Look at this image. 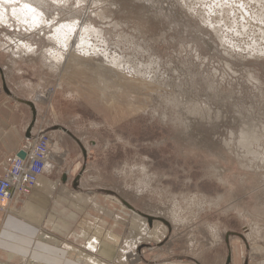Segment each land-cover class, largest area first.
I'll return each mask as SVG.
<instances>
[{
  "label": "rangeland",
  "instance_id": "1",
  "mask_svg": "<svg viewBox=\"0 0 264 264\" xmlns=\"http://www.w3.org/2000/svg\"><path fill=\"white\" fill-rule=\"evenodd\" d=\"M21 1L0 0L8 17L0 19V107L18 110L32 138L51 136V157H60L58 172L76 194L62 213L97 208L87 215L98 225L85 220L76 233L103 230V248L115 235V247H107L113 257L96 250L110 264H235L237 251L243 264H264V42L258 48L249 34L264 30V0H228L230 7L217 0L226 3L222 13L215 0H30L46 24L37 29L11 15ZM65 23H76L78 36L84 26L97 29L90 61L79 58L86 46L74 40L56 64L62 49L53 30ZM232 24L250 26V36L236 35ZM104 50L110 59L128 58L125 78L108 70ZM194 107L204 116L187 129L183 119ZM248 129L258 138H244ZM6 216L0 211V221Z\"/></svg>",
  "mask_w": 264,
  "mask_h": 264
},
{
  "label": "crops",
  "instance_id": "2",
  "mask_svg": "<svg viewBox=\"0 0 264 264\" xmlns=\"http://www.w3.org/2000/svg\"><path fill=\"white\" fill-rule=\"evenodd\" d=\"M22 117V114L15 108L0 107V177L4 175L12 158L23 148L24 139L33 137L31 129L24 125ZM58 159L60 157L56 155L51 157L45 173L39 178L33 192L23 198L22 203L15 204L16 211H10L3 220L1 219L0 264H96L95 260L110 264L107 261L109 258L102 257V254H97V251L98 253H109L108 256H112L107 247H115L116 243L113 242L115 235L111 234V239L108 240L110 243L106 245V248H103L100 246L102 243L97 236L98 234L103 235V230L99 231L94 226L87 230L90 231V234L76 233L86 229L83 221L89 219L88 221L96 223V220L87 215L88 211L97 209L93 203L85 205L82 211L72 208L71 210L74 212L68 213V215L72 219L77 217L76 220H71L63 214L65 211L62 208L69 210L70 202L76 194L67 185V175L64 176L58 172L60 166ZM80 196L84 197L85 195L80 194ZM55 203L58 205L55 206ZM107 212L109 213V211ZM74 213L79 216L72 215ZM80 221H82L81 225ZM76 223L79 224L78 230L73 229L72 231V228L77 225ZM94 235H96L95 239L90 241ZM83 244H90V250L93 253L85 250ZM93 246H98L100 249L96 251ZM85 256L93 258V261L92 259L87 260ZM123 257H125V253L117 258L119 263ZM233 258L235 264H243L239 251ZM163 264H198V262L192 260L191 262Z\"/></svg>",
  "mask_w": 264,
  "mask_h": 264
},
{
  "label": "bare ground",
  "instance_id": "3",
  "mask_svg": "<svg viewBox=\"0 0 264 264\" xmlns=\"http://www.w3.org/2000/svg\"><path fill=\"white\" fill-rule=\"evenodd\" d=\"M8 2H17V0H7ZM19 1V0H18ZM21 1V0H20ZM52 1V0H51ZM56 1V0H55ZM148 1V0H147ZM184 1V0H183ZM186 1V0H185ZM184 1V2H185ZM191 1V0H190ZM195 1V0H194ZM197 1V0H196ZM214 1V0H213ZM220 1V0H219ZM219 1H217V0H215V2H217V3H219ZM225 1V0H224ZM224 1H222V3H221V5L223 4L224 6H225V4L227 3V1L228 0H226L225 2ZM232 0H230L229 2H231ZM239 1H241V0H239ZM243 1V0H242ZM261 1V0H260ZM37 2V1H36ZM57 2V1H56ZM183 2V3H184ZM188 2V1H187ZM255 2H256V0H255ZM254 2V3H255ZM259 2V1H258ZM258 2H257V4H258ZM262 2V1H261ZM205 3V2H204ZM216 3V4H217ZM233 3V2H232ZM251 3V2H250ZM252 3H253V0H252ZM9 4H11V3H9ZM185 4V3H184ZM190 4H191V2H190ZM212 4V3H211ZM228 4V3H227ZM240 4V3H239ZM198 5V4H197ZM230 4H228V7H230L229 6ZM247 5V4H246ZM251 5V4H250ZM193 6V5H192ZM208 6V5H207ZM224 6H222V7H224ZM232 6H233V4H232ZM261 6H262V4H261ZM220 7V8H219ZM219 7L217 6V10H215V11H218L219 13H222L221 11H223V10H221V6H220V3H219ZM226 7H227V5H226ZM234 7H235V10L239 7L240 8V6L238 5V7H237V5L235 6L234 5ZM242 7V6H241ZM248 7V6H247ZM255 7V6H254ZM191 8V7H190ZM207 8V7H206ZM216 8V7H215ZM244 8V7H243ZM242 8V9H243ZM1 9V8H0ZM3 9V8H2ZM11 9H12V7H11ZM11 9H9L11 12H12V14L11 15H15V16H17L18 17V19L20 18L21 20H19V21H22V22H25V23H27L28 25H29V28L30 29H37L38 27H43V26H45L46 24H45V20H44V16H43V14L41 13V11H40V9L39 8H36V7H34V5H32V3L30 2V0H23V1H21L19 4H15V8H13L12 10ZM39 9V10H38ZM232 9V8H231ZM242 9H240V11L242 10ZM251 9V8H250ZM4 10H7V9H4ZM115 10V9H114ZM209 10V9H208ZM211 10V9H210ZM234 10V9H233ZM238 10V9H237ZM3 11V10H2ZM10 11H8V12H10ZM240 11H236V13L237 12H239L240 13ZM243 11V10H242ZM249 11V10H248ZM261 11H262V9H261ZM5 12V11H4ZM211 11H208V13H210ZM244 12V11H243ZM254 12V11H253ZM207 13V14H208ZM216 13V12H215ZM214 12L213 13H211V14H215ZM224 13V12H223ZM245 14H243L242 12H241V14H239L240 16H243V15H246L247 13L246 12H244ZM5 14V13H4ZM4 14H1L0 15V19H2V18H4L6 15H4ZM10 13H8V15H9ZM233 13H231L230 15H232ZM243 14V15H242ZM210 14H208V16H209ZM216 15V14H215ZM217 15H219V14H217ZM221 15H223V14H221ZM227 15V14H226ZM225 15V16H226ZM237 15V14H236ZM257 15V14H256ZM212 16V15H211ZM247 16V20H246V22L247 21H249L250 22V20H252V19H249L248 20V14L246 15ZM263 16V15H262ZM262 16H260L262 19H264V17H262ZM70 17V16H69ZM223 17V16H222ZM230 17H233V16H230ZM244 17V16H243ZM243 17H241L242 19H243ZM254 18L253 19H255V16H253ZM260 17H258V19L260 20ZM6 19L8 18L7 16L5 17ZM5 19V20H6ZM17 19V20H18ZM227 19H229V18H227ZM233 19H235L234 17H233ZM237 19V18H236ZM244 19H245V17H244ZM256 19H257V16H256ZM220 20H221V18H220ZM239 20V19H238ZM241 20V19H240ZM75 21V20H74ZM208 21V20H207ZM210 21V20H209ZM232 21H234V20H232ZM242 21V20H241ZM253 21V20H252ZM252 21L250 22L251 24H253L252 23ZM255 21V20H254ZM256 21H258V20H256ZM255 21V23H256V25L258 24L259 25V27H261V25L264 23H262L261 22V25H260V23H258V22H256ZM261 21V20H260ZM219 22V21H218ZM225 22H226V20H225ZM228 22H230L231 23V20L230 21H228ZM249 22H247V24L249 23ZM21 23V22H20ZM24 23V24H25ZM209 23V22H208ZM233 23V22H232ZM238 22H236L235 24H237ZM255 23H254V25H251V27H253V26H255ZM44 24V25H43ZM210 24V23H209ZM221 24H222V22H221ZM221 24H220V22L219 23H217V27H220L221 26ZM239 24H240V22H239ZM239 24L237 25L238 27H239ZM219 25V26H218ZM228 25H231V24H228ZM234 24H232V26H233ZM242 25V24H241ZM209 26V25H208ZM222 26H224V24H222ZM236 26V25H235ZM247 26V25H246ZM264 26V25H263ZM262 26V27H263ZM212 27V26H211ZM234 27V26H233ZM237 27V28H238ZM242 27V26H241ZM250 28V26H247V28ZM259 27H257L256 26V28L255 29H258ZM76 28H77V26H76V23H65V24H60V25H57L55 28H54V30H53V40L52 41H54L55 42V46L56 47H61L60 48V52L58 51V50H56L57 51V56H55L54 57V59H55V61H56V64H60V62H62L63 60H64V58H63V52H65L64 50L65 49H67V48H69V50H70V48L71 47H69L70 45L72 46V44H70L71 42H73L74 40H75V42H77V44H81V45H85L86 46V48L84 49L85 51H80V52H78L77 53V55L79 56V58L80 57H83L85 60H86V58H87V62H88V60L90 61V59L89 58H91V54L93 53V51H94V53H96V51H98V50H96L95 49V47L94 48H92V43H93V41L95 40V37H93L92 35H95L96 36V39H97V37H98V35L97 34H95V33H97L96 32V30H94V29H92L91 27H86V26H84V28L82 29V33L80 32V36H78V35H76V34H74L75 33V30H76ZM221 28V30L223 29V27H220ZM236 27H234V29L235 30H237V32H236V35L237 34H239V33H241V31H243V33L245 32L246 33V31H248V29L245 27V26H243V28L244 29H247L246 31H244V29L243 30H241V31H239V29H237ZM48 29V28H47ZM46 29V30H47ZM225 29H227V26H226V28ZM252 28H250L249 30H251ZM254 29V28H253ZM260 29V28H259ZM231 30H233V29H231ZM235 30H234V32H235ZM223 31V30H222ZM228 31V30H227ZM252 31V30H251ZM254 31V30H253ZM253 31L251 32V33H249V34H251V35H253L252 37V39H255V40H253L252 41V43L254 42V45H257V46H259L260 45V43H262V42H264V30L263 29H260V30H258V31H256V32H254L253 33ZM230 32V31H229ZM233 32V33H234ZM250 32V31H249ZM84 33V34H83ZM98 33H99V31H98ZM242 33V34H243ZM244 33V34H245ZM247 34V33H246ZM249 34H247L248 36H250ZM240 35V34H239ZM226 36V35H225ZM242 36V35H241ZM224 37V36H223ZM246 37V36H245ZM99 38H100V35H99ZM251 38V37H250ZM233 39V38H232ZM249 39V38H248ZM77 40V41H76ZM102 40V39H101ZM97 41H100V40H96L95 42H97ZM227 41V40H226ZM232 41V40H231ZM230 41V42H231ZM53 43V42H52ZM102 43V42H101ZM234 43V42H233ZM96 44V43H95ZM103 44V43H102ZM102 44H101V46H102ZM253 45V44H252ZM75 46V45H74ZM93 46H95L94 45V43H93ZM98 46V45H97ZM99 46H100V44H99ZM79 47V46H78ZM77 47V48H78ZM105 47V46H104ZM235 47V46H234ZM76 48V51H78V49ZM83 48V47H82ZM92 48V49H91ZM101 48V47H100ZM246 48V47H245ZM248 48V47H247ZM250 48V47H249ZM258 48H260V46L258 47ZM264 48V47H263ZM262 48V49H263ZM240 49V48H239ZM243 49V48H242ZM253 50H254V48H252ZM251 49V50H252ZM255 49H257V48H255ZM87 50V51H86ZM100 50V49H99ZM102 50V49H101ZM74 51H75V48H74ZM75 51V52H76ZM107 51H108V49H107ZM29 52V51H28ZM71 52H72V50H71ZM70 52V53H71ZM106 51L104 50V56L106 57V60H107V58H108V61H106L107 63H108V70L110 69V71L111 72H113L114 74H115V76L117 75L118 77H119V79H121V77L123 76L124 78L126 77V74L124 73V71H125V69H128V68H125L126 67V62L128 61L126 58H124V59H121L120 57H118V56H113V57H111L112 55H113V53H112V55L110 56L112 59H110L109 57H108V55H106L107 53H105ZM259 52V51H258ZM93 53V54H94ZM260 53V52H259ZM92 54V55H93ZM100 54V53H99ZM262 54V53H261ZM48 55V54H47ZM73 55H74V53H73ZM76 55V54H75ZM95 55V54H94ZM102 55V54H101ZM102 55V56H103ZM116 55V54H115ZM54 56V55H53ZM65 56V55H64ZM101 56V57H102ZM103 56V57H104ZM70 57V56H69ZM95 57V56H94ZM101 57H99V58H101ZM122 57V56H121ZM92 58H93V56H92ZM91 58V59H92ZM120 58V59H119ZM123 58V57H122ZM53 59V60H54ZM66 59V58H65ZM125 59H126V61H125ZM129 59H131V58H129ZM75 60V59H74ZM77 60H78V58H77ZM99 60V59H98ZM100 60H102V59H100ZM105 60V59H104ZM132 60H134V59H132ZM50 61V60H49ZM84 61V60H83ZM97 61V60H96ZM153 61V60H152ZM102 62V61H101ZM105 62V63H106ZM132 62V61H131ZM72 63V62H71ZM80 63V62H79ZM95 63V62H94ZM62 64V63H61ZM82 64V63H81ZM89 64H90V62H89ZM129 64V63H128ZM133 64V63H132ZM137 64H138V62H137ZM77 64H75V66H76ZM80 65V64H79ZM85 65H86V61H85ZM84 65V66H85ZM105 65V64H104ZM103 65V66H104ZM139 65V64H138ZM71 66V65H70ZM73 66V65H72ZM78 66V65H77ZM84 66H83V68H84ZM130 66H131V68H132V65L130 64ZM134 66L136 67V65L134 64ZM139 66H141V65H139ZM138 66V68H140ZM153 66V65H152ZM57 67V66H56ZM59 67V66H58ZM86 67V66H85ZM102 67V66H101ZM105 67V66H104ZM103 67V68H104ZM107 67V66H106ZM127 67H129V65H127ZM150 67V66H149ZM61 68V67H60ZM73 68V67H72ZM82 68V67H81ZM87 68H88V65H87ZM89 68H90V66H89ZM130 68V69H131ZM159 68V67H158ZM70 69V68H69ZM74 69V68H73ZM76 70H77V72H78V70L80 69V67H76L75 68ZM85 69V68H84ZM105 69V68H104ZM103 69V70H104ZM133 69V68H132ZM135 69V68H134ZM142 69V68H141ZM144 69V68H143ZM54 70V69H53ZM72 70V69H71ZM137 70V69H136ZM135 70V71H136ZM146 69H144V71H145ZM153 70V69H152ZM156 70H157V68H156ZM49 71V70H48ZM80 71H82V70H80ZM92 71V70H91ZM105 71V70H104ZM116 71V72H115ZM131 71V70H130ZM130 71H128L129 73H130ZM138 71V70H137ZM143 71V72H144ZM190 71V70H189ZM83 72V71H82ZM81 72V73H82ZM92 72H94V71H92ZM98 72V71H97ZM126 72V71H125ZM132 72V71H131ZM139 72H141V70H139L138 71V73ZM146 72V71H145ZM145 72H144V74H145ZM147 72H148V70H147ZM157 72V71H156ZM80 73V72H79ZM113 73H111V74H113ZM127 73V72H126ZM133 74H134V70H133V72H132ZM138 73L136 74V75H138ZM73 74V73H72ZM71 74V75H72ZM106 74H107V71H106ZM147 74V73H146ZM145 74V75H146ZM150 74V73H149ZM152 74V73H151ZM157 74V73H156ZM158 74H159V72H158ZM162 73H160V75H161ZM97 75H99L100 76V73H98ZM96 75V76H97ZM102 75V74H101ZM135 75V74H134ZM133 75V78L135 79V78H140L141 76V79L143 78V73H142V75H140V77L139 76H137V77H135ZM68 76V75H67ZM75 76V75H74ZM103 76H106V75H103ZM108 76L110 77V74H108ZM107 76V77H108ZM112 76V75H111ZM116 76V77H117ZM148 76V75H147ZM150 76V75H149ZM152 76V75H151ZM154 76H155V72H154ZM154 76L152 77L153 78V80L151 81V80H149V81H151V82H149L147 79H149V77L146 79L145 77V79L147 80V81H145V82H147V84H148V82H149V84L151 85V83L154 81V79L156 78H154ZM159 76V75H158ZM157 76V77H158ZM163 76V75H162ZM162 76H159L160 78L159 79H161L162 78ZM165 76V75H164ZM70 77V76H69ZM128 77V76H127ZM130 77L132 78V75L130 76L129 75V79H130ZM82 78V77H81ZM105 79H106V77H104ZM111 78H113V77H111ZM115 78V77H114ZM151 78V77H150ZM165 78H166V76H165ZM73 79V78H72ZM98 79V78H97ZM127 80H128V78H126ZM164 79V78H163ZM167 79V78H166ZM100 80H101V78H100ZM110 79L108 78V81H109ZM112 80V79H111ZM117 80H118V78H117ZM122 80V79H121ZM157 80L158 79H156V82H157ZM165 80V79H164ZM173 80V79H172ZM113 81H114V79H113ZM112 81V82H113ZM124 81H125V79H124ZM132 81V83H134L133 82V80H131ZM130 81V82H131ZM137 81V80H136ZM143 81V80H142ZM159 81H161V80H159ZM171 81V80H170ZM91 82V81H90ZM115 82H116V80H115ZM118 82V81H117ZM116 82V83H117ZM122 82V81H121ZM129 82V81H128ZM129 82V83H130ZM174 82V81H173ZM123 83V82H122ZM121 83V84H122ZM129 83H127V85L129 84ZM136 84H137V82H135ZM159 83V82H158ZM177 83V82H176ZM142 84H143V82H142ZM142 84H140L139 83V85H141L142 86ZM171 84H172V82H171ZM123 85V84H122ZM133 85V84H132ZM132 85H130L129 84V86H131V88H133V86ZM139 85H137V86H139ZM153 85V84H152ZM173 85V84H172ZM144 86V85H143ZM146 86V85H145ZM149 86V85H148ZM155 86V85H154ZM161 86V85H160ZM174 86V85H173ZM176 86H177V84H176ZM122 87V86H121ZM124 87H126V86H124ZM140 87V86H139ZM162 87H164V86H162ZM166 87V86H165ZM178 87V86H177ZM136 88V87H135ZM151 89H153V86H151L150 87ZM156 88V87H155ZM172 88V87H171ZM122 89V88H121ZM134 89V88H133ZM149 89V88H148ZM167 89H169V87L167 86ZM174 89H177V88H174ZM50 90V89H49ZM171 90V89H170ZM142 91H144V90H142ZM142 91H141V93H142ZM176 91V90H175ZM134 92V91H133ZM146 92V91H145ZM151 92H152V90H151ZM155 92H156V90H155ZM152 93H154V91L152 92ZM163 93V92H162ZM42 95V94H41ZM142 95H144V94H142ZM155 95V94H154ZM49 96H50V94H49ZM140 96V95H139ZM151 96V95H150ZM175 96H176V94H175ZM172 97V96H171ZM47 98H48V96H47ZM154 98H155V96H154ZM184 98V97H183ZM150 99V98H149ZM166 99V98H165ZM165 99H164V101H165ZM169 99V98H168ZM48 100V99H47ZM167 101V100H166ZM185 101H187V100H185ZM184 101V102H185ZM49 102H50V100H49ZM177 102V104L179 103H181V102H183V100H177L176 101ZM191 103V102H190ZM186 105V104H185ZM181 106V105H180ZM195 106V105H194ZM186 107H188V106H186ZM196 108L197 107H194V108H190L191 110H189L190 112H189V114H187L188 115V117L186 118V120L185 119H183V124H184V126L185 127H187V129H188V127H191V129L192 128H194L193 126L195 125H193L192 123H193V121L194 120H196V122H199L200 121V119L199 118H203V116H202V114H201V117H200V115H198V113H197V110H196ZM176 110V109H175ZM188 112V111H187ZM186 112V113H187ZM192 119H194L193 121H192ZM190 121H192V123H190ZM246 122V121H245ZM195 123V122H194ZM183 126V127H184ZM249 126V125H248ZM251 127H252V125H250ZM242 127V126H241ZM250 127V128H251ZM247 128V127H246ZM190 129V128H189ZM252 130H254V128H251ZM250 129H248V131H249ZM257 130V129H256ZM190 131V130H189ZM245 131V134L243 135L244 136V138H247V139H250V138H254V137H257V136H255V135H257V134H254L255 132H251V130L249 131V132H246V130H244ZM255 131V130H254ZM262 133H264V132H262ZM183 135V134H182ZM260 135V134H259ZM258 138V137H257ZM185 140V139H184ZM244 140V139H243ZM251 140V139H250ZM254 140V139H253ZM247 141V140H246ZM208 142V141H207ZM256 142V141H255ZM247 143V142H246ZM196 144V143H195ZM210 144V143H209ZM251 147V146H250ZM228 149V148H227ZM220 154V153H219ZM216 155V154H215ZM260 162V161H259ZM263 166V165H262ZM261 168V167H260ZM219 171V170H218ZM217 173V172H216ZM145 179V178H144ZM241 182V181H240ZM5 204V203H4ZM165 213H170L171 215H174L175 216V214L173 213V211L172 210H168L167 212H164V214ZM168 216V215H167ZM262 217V216H261ZM168 218V217H167ZM176 220H178V219H176ZM254 243V242H253ZM135 248V246L133 247V248H131V250L132 249H134ZM93 249L94 250H97V249H99L98 248V246H93ZM132 254H134L135 252L132 250V252H131ZM135 256V255H134ZM134 256L132 257V261L133 262H137V259L138 258H134ZM137 256V255H136ZM126 261V260H125Z\"/></svg>",
  "mask_w": 264,
  "mask_h": 264
},
{
  "label": "built area",
  "instance_id": "4",
  "mask_svg": "<svg viewBox=\"0 0 264 264\" xmlns=\"http://www.w3.org/2000/svg\"><path fill=\"white\" fill-rule=\"evenodd\" d=\"M25 142L0 177V205L6 203L0 211L4 214L16 211L9 205L33 192L51 160V138L47 133L40 132L34 138H26Z\"/></svg>",
  "mask_w": 264,
  "mask_h": 264
},
{
  "label": "snow or ice",
  "instance_id": "5",
  "mask_svg": "<svg viewBox=\"0 0 264 264\" xmlns=\"http://www.w3.org/2000/svg\"><path fill=\"white\" fill-rule=\"evenodd\" d=\"M89 247H91V245H88Z\"/></svg>",
  "mask_w": 264,
  "mask_h": 264
}]
</instances>
